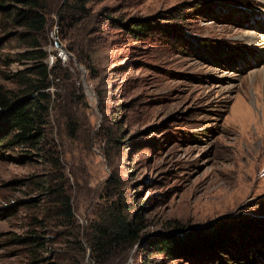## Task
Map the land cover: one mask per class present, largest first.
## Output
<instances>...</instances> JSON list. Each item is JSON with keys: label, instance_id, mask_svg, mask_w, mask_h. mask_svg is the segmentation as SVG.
Listing matches in <instances>:
<instances>
[{"label": "rangeland", "instance_id": "1", "mask_svg": "<svg viewBox=\"0 0 264 264\" xmlns=\"http://www.w3.org/2000/svg\"><path fill=\"white\" fill-rule=\"evenodd\" d=\"M45 1L42 34L21 38L0 20L2 91L35 64L24 54L61 60L40 147H0V264H94L85 238L86 251L70 240L110 196L156 241L225 225L219 247L168 255L142 239L126 264H264V0H91L67 38L63 0ZM57 40L68 52L81 44L94 69ZM47 186L70 196L74 225ZM33 230L43 247L33 248Z\"/></svg>", "mask_w": 264, "mask_h": 264}, {"label": "trees", "instance_id": "2", "mask_svg": "<svg viewBox=\"0 0 264 264\" xmlns=\"http://www.w3.org/2000/svg\"><path fill=\"white\" fill-rule=\"evenodd\" d=\"M90 1L63 0L58 8V15L64 37L67 38L71 30H76L91 15V7L88 5ZM0 11V20L4 22L6 29H19L21 38L28 37L31 33L42 34L49 24V11L45 0H0ZM135 20L141 21L140 18ZM135 25L136 32L143 33L147 29V23L143 20ZM26 43L32 47L40 45L36 38L26 40ZM80 46L81 44L74 43L67 48L77 55L80 63L93 70V56L88 52L84 53ZM86 46L91 49L90 44ZM23 57L34 60L35 64L19 74L18 88L5 92L0 89V147L5 142L8 146L26 143L39 148L45 136L44 127L48 122L52 101L48 92L49 78L61 60L58 57L56 64L50 67L48 62H43L48 57L44 51H30ZM119 183L120 180L113 176L109 179L108 188L119 186ZM46 189L53 197L51 203L60 202L62 205L61 215L65 219L63 224L74 225L75 215L70 196L60 186H47ZM107 193L109 195L108 191ZM129 209L132 206L122 196L117 199L111 196L105 198L102 204L95 207L94 218L86 229L82 231L78 228L75 232L76 238L70 242L86 251L81 239V236L84 237L91 249L94 264H126L129 253L142 239L155 244L160 252L168 255H192L201 249L219 247L223 243V222L210 225L202 233L180 235L169 232L156 241L144 233L140 213L129 216ZM28 239L33 243V248L46 244V239L34 230Z\"/></svg>", "mask_w": 264, "mask_h": 264}, {"label": "water", "instance_id": "3", "mask_svg": "<svg viewBox=\"0 0 264 264\" xmlns=\"http://www.w3.org/2000/svg\"><path fill=\"white\" fill-rule=\"evenodd\" d=\"M56 44H57L58 47H61L62 49H64L67 52V55L69 57H73L72 53L68 52L66 50L65 46L59 40L56 41ZM89 253H91V249H90Z\"/></svg>", "mask_w": 264, "mask_h": 264}]
</instances>
